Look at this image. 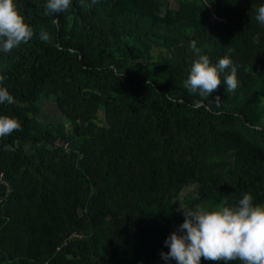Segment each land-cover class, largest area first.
<instances>
[{"label": "trees", "instance_id": "trees-1", "mask_svg": "<svg viewBox=\"0 0 264 264\" xmlns=\"http://www.w3.org/2000/svg\"><path fill=\"white\" fill-rule=\"evenodd\" d=\"M44 3L16 0L33 36L0 52V114L21 124L0 137V264H167L183 211L249 193L264 212L260 0ZM191 40L232 58L234 89L187 91Z\"/></svg>", "mask_w": 264, "mask_h": 264}, {"label": "clouds", "instance_id": "clouds-1", "mask_svg": "<svg viewBox=\"0 0 264 264\" xmlns=\"http://www.w3.org/2000/svg\"><path fill=\"white\" fill-rule=\"evenodd\" d=\"M70 3L71 0H45L44 14L61 12ZM255 19L264 26V0L256 8ZM38 35L41 40L49 39L45 30ZM32 36L33 28L19 11L16 0H0V52H10ZM189 47L197 53L184 81L189 93L209 96L221 81L228 89L237 86V65L230 56L224 55L213 63L207 54L200 53L195 40L189 42ZM219 99L215 98L217 102ZM5 102L14 103L15 98L7 87L0 86V104ZM20 127L15 116L0 114V137ZM183 216L177 229L164 240L168 251H162L161 256L167 264H172V260L175 264H201V257L221 264H264V212L251 207L249 193H243L236 203L197 205L183 211Z\"/></svg>", "mask_w": 264, "mask_h": 264}, {"label": "rangeland", "instance_id": "rangeland-1", "mask_svg": "<svg viewBox=\"0 0 264 264\" xmlns=\"http://www.w3.org/2000/svg\"><path fill=\"white\" fill-rule=\"evenodd\" d=\"M42 112L40 115H38V118H40L43 122H49V121H54V122H60L64 121L65 122V117L59 111L56 101L53 99H44L42 101ZM67 126H69L67 124ZM181 200V197H180ZM180 206V205H179Z\"/></svg>", "mask_w": 264, "mask_h": 264}, {"label": "built area", "instance_id": "built-area-1", "mask_svg": "<svg viewBox=\"0 0 264 264\" xmlns=\"http://www.w3.org/2000/svg\"><path fill=\"white\" fill-rule=\"evenodd\" d=\"M213 18L215 19L216 18V16H215V14L213 13Z\"/></svg>", "mask_w": 264, "mask_h": 264}, {"label": "bare ground", "instance_id": "bare-ground-1", "mask_svg": "<svg viewBox=\"0 0 264 264\" xmlns=\"http://www.w3.org/2000/svg\"><path fill=\"white\" fill-rule=\"evenodd\" d=\"M43 100V99H42ZM43 105V104H42Z\"/></svg>", "mask_w": 264, "mask_h": 264}]
</instances>
